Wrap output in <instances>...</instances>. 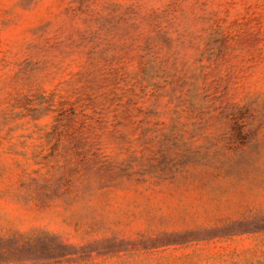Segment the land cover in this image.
<instances>
[{
	"label": "rangeland",
	"instance_id": "obj_1",
	"mask_svg": "<svg viewBox=\"0 0 264 264\" xmlns=\"http://www.w3.org/2000/svg\"><path fill=\"white\" fill-rule=\"evenodd\" d=\"M0 264H264V0H0Z\"/></svg>",
	"mask_w": 264,
	"mask_h": 264
}]
</instances>
